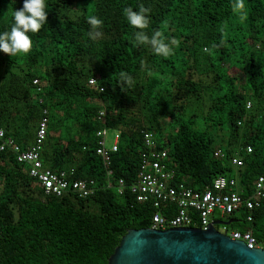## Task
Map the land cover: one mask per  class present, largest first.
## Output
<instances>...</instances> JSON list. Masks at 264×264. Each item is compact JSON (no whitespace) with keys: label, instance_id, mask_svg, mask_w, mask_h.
I'll use <instances>...</instances> for the list:
<instances>
[{"label":"trees","instance_id":"obj_1","mask_svg":"<svg viewBox=\"0 0 264 264\" xmlns=\"http://www.w3.org/2000/svg\"><path fill=\"white\" fill-rule=\"evenodd\" d=\"M233 2L45 0L48 20L28 33L31 51H0V127L26 148L48 117L44 165L73 170V179L94 180L97 190L47 195L26 163L0 150V264H109L130 229L151 228L153 204L131 190L148 150L143 129L167 151L176 183L205 191L225 176L238 182L231 190L252 194L264 173V0H244L241 12ZM23 3L0 0V33ZM141 4L151 10L144 31L179 42L168 57L135 43L139 29L123 10ZM92 15L103 21L96 40L88 35ZM120 72L133 86L122 89ZM93 77L104 91L89 84ZM104 128L120 137L106 159L97 152ZM235 155L242 164H233ZM226 217L264 245V201ZM191 226H201L197 217Z\"/></svg>","mask_w":264,"mask_h":264},{"label":"built area","instance_id":"obj_2","mask_svg":"<svg viewBox=\"0 0 264 264\" xmlns=\"http://www.w3.org/2000/svg\"><path fill=\"white\" fill-rule=\"evenodd\" d=\"M37 82V81H36ZM89 84L104 91L100 87L96 78H91ZM104 111L100 115L103 116ZM49 118L44 117L40 124L36 140L26 148L17 144L11 137L6 135V131L0 127V150L11 149L17 156V160L29 166L30 175L38 180L47 195L63 196L69 192L77 193L81 197L94 195L96 183L94 180L73 179V170L55 171L44 165L42 152L48 132ZM108 129L98 131L101 137L97 152L106 159L110 152L118 150L119 133L115 132L114 142L107 145L106 136ZM145 146L148 147L140 163V172L136 183L131 185L132 192L139 202H151L155 208L153 214V226L156 229H168L173 227H190L195 218L199 219V227L208 229V225L215 219V214H220L221 220L237 211L241 206H245L249 211L259 207L264 201V173L261 174L254 183L251 195L243 196L236 190H231L237 186V180L220 176L215 179L212 187H207L205 191H195L186 187L185 183L175 182L176 172L168 168V153L166 150H157L155 133L152 130H142ZM249 152L251 148L248 149ZM221 150L216 152L220 155ZM233 164H242L238 155L232 159ZM125 183L119 181L118 191H124ZM170 213L172 215H170ZM249 221L252 216L248 217ZM220 225H217V228ZM224 234L232 239L244 241L249 248H264L260 244L252 230H233L229 233L227 225H222ZM219 229V228H218Z\"/></svg>","mask_w":264,"mask_h":264},{"label":"water","instance_id":"obj_3","mask_svg":"<svg viewBox=\"0 0 264 264\" xmlns=\"http://www.w3.org/2000/svg\"><path fill=\"white\" fill-rule=\"evenodd\" d=\"M233 222L214 220L208 229H130L109 264H264V248H249L217 228Z\"/></svg>","mask_w":264,"mask_h":264},{"label":"clouds","instance_id":"obj_4","mask_svg":"<svg viewBox=\"0 0 264 264\" xmlns=\"http://www.w3.org/2000/svg\"><path fill=\"white\" fill-rule=\"evenodd\" d=\"M45 0H24L23 7L19 10H14V23L10 31L0 33V51L9 56L28 54L33 46L29 32L38 33L47 23L48 12L45 11ZM234 12H241L245 8L244 0H234L232 4ZM150 9L143 4L139 5L138 11L127 7L123 10L124 16L128 23L133 28L139 29L134 34L135 43L139 45H149L155 55L168 57L173 52L172 46H178V41L172 39L170 42H165L160 31H154L149 36L144 29L149 26L148 14ZM88 23L91 26V31L88 35L91 39L96 40L101 33L98 31L102 27L103 21L95 15L89 16ZM215 47V45H214ZM204 51H209L207 48ZM145 64L141 63L143 69ZM120 85L131 87L134 84L133 78L126 72H120Z\"/></svg>","mask_w":264,"mask_h":264},{"label":"rangeland","instance_id":"obj_5","mask_svg":"<svg viewBox=\"0 0 264 264\" xmlns=\"http://www.w3.org/2000/svg\"><path fill=\"white\" fill-rule=\"evenodd\" d=\"M114 136H115V131H113V130H109L108 131V134H107V136H106V141H107V145L108 146H111L112 145V143L114 142ZM215 219H217V220H221V218H220V214L217 212L216 214H215ZM222 220H228L227 219V217H225V218H223ZM230 226V228H229V233H231L233 230H234V227L233 226H231V225H229ZM228 226V227H229ZM218 228H219V230H221V231H225V229H224V227L222 226V225H220V226H218ZM263 245V244H262Z\"/></svg>","mask_w":264,"mask_h":264}]
</instances>
